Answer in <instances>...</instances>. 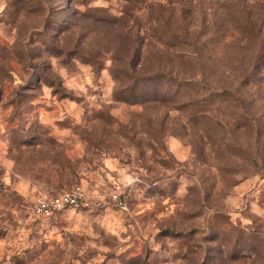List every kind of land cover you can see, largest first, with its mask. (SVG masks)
<instances>
[{
    "label": "rangeland",
    "instance_id": "rangeland-1",
    "mask_svg": "<svg viewBox=\"0 0 264 264\" xmlns=\"http://www.w3.org/2000/svg\"><path fill=\"white\" fill-rule=\"evenodd\" d=\"M0 264H264V0H0Z\"/></svg>",
    "mask_w": 264,
    "mask_h": 264
},
{
    "label": "built area",
    "instance_id": "built-area-1",
    "mask_svg": "<svg viewBox=\"0 0 264 264\" xmlns=\"http://www.w3.org/2000/svg\"><path fill=\"white\" fill-rule=\"evenodd\" d=\"M106 202L120 204L116 193L107 196L89 194L80 186L58 194L44 195L37 198L31 207L32 214L38 219H49L66 210L103 208Z\"/></svg>",
    "mask_w": 264,
    "mask_h": 264
},
{
    "label": "trees",
    "instance_id": "trees-1",
    "mask_svg": "<svg viewBox=\"0 0 264 264\" xmlns=\"http://www.w3.org/2000/svg\"><path fill=\"white\" fill-rule=\"evenodd\" d=\"M157 77V76H156ZM157 80V79H155ZM159 80V79H158ZM157 80V81H158ZM182 87L184 88V90L189 93V94H193V97H197V95L199 93H203L204 87L203 85L199 84V83H195V82H186L185 84L182 85ZM174 93V92H173ZM201 95V94H200ZM195 102L197 103L198 100H195ZM63 192V191H62ZM61 193V192H60Z\"/></svg>",
    "mask_w": 264,
    "mask_h": 264
}]
</instances>
